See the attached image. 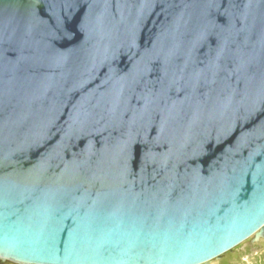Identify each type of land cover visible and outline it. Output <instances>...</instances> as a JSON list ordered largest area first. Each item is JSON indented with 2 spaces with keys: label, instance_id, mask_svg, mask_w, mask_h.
Masks as SVG:
<instances>
[{
  "label": "water",
  "instance_id": "water-1",
  "mask_svg": "<svg viewBox=\"0 0 264 264\" xmlns=\"http://www.w3.org/2000/svg\"><path fill=\"white\" fill-rule=\"evenodd\" d=\"M249 238L264 0H0L2 261L210 264Z\"/></svg>",
  "mask_w": 264,
  "mask_h": 264
},
{
  "label": "rangeland",
  "instance_id": "rangeland-1",
  "mask_svg": "<svg viewBox=\"0 0 264 264\" xmlns=\"http://www.w3.org/2000/svg\"><path fill=\"white\" fill-rule=\"evenodd\" d=\"M260 259L257 261V258ZM264 257V238L252 240L251 238L240 243L231 251L226 252L220 259L212 264H260ZM248 258V259H247ZM251 261V262H250ZM0 264H17L12 261H2Z\"/></svg>",
  "mask_w": 264,
  "mask_h": 264
},
{
  "label": "bare ground",
  "instance_id": "bare-ground-1",
  "mask_svg": "<svg viewBox=\"0 0 264 264\" xmlns=\"http://www.w3.org/2000/svg\"><path fill=\"white\" fill-rule=\"evenodd\" d=\"M247 259H248V258H247ZM259 259H260V256L257 258V261H258ZM212 261H213V260H212ZM212 261H211L210 264H212L213 262H215V261H213V262H212ZM250 262H251V261H250ZM260 264H264V257H263V260L260 261Z\"/></svg>",
  "mask_w": 264,
  "mask_h": 264
}]
</instances>
